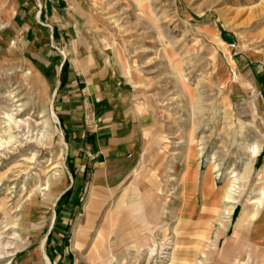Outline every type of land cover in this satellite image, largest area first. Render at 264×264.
<instances>
[{"label": "rangeland", "instance_id": "obj_1", "mask_svg": "<svg viewBox=\"0 0 264 264\" xmlns=\"http://www.w3.org/2000/svg\"><path fill=\"white\" fill-rule=\"evenodd\" d=\"M117 107L145 160L103 185L63 117ZM260 219L264 0H0V264H215Z\"/></svg>", "mask_w": 264, "mask_h": 264}, {"label": "crops", "instance_id": "obj_2", "mask_svg": "<svg viewBox=\"0 0 264 264\" xmlns=\"http://www.w3.org/2000/svg\"><path fill=\"white\" fill-rule=\"evenodd\" d=\"M31 75L32 82L39 85L37 75L33 73V70ZM120 111V108L117 107L113 111L111 110L110 114L106 110L99 113L101 115L99 117L95 114L94 125L89 128L82 126L81 121H75L77 117L73 116L72 113L74 112L72 111L71 114H65L66 117H63L66 129L72 133L73 152L75 156H78L73 157L77 172L93 171L96 182L99 184H111L117 178L128 181L133 175L136 165L140 161L145 160V157L138 156L145 150V122L147 120L142 117L141 122L139 120L135 121L129 113L122 117ZM86 133L88 135L85 136ZM87 136H90L91 144H88V140L86 142ZM82 151L85 152V156L79 157ZM212 172L215 171L212 169ZM206 180L207 177L204 178V185H206ZM228 192H230V189ZM228 192L226 195L230 194L231 196H225V201L229 204H236V202L232 201L234 199L232 197L234 196L233 192ZM215 200L219 203L220 201L222 202L220 198L215 197ZM152 216L151 212L146 215L147 218ZM255 222L251 220L244 229L248 228L249 231L250 226H256L257 228L261 227L263 232L231 235L227 249L216 253L215 264H238V260L241 257L248 259L245 264H264V219ZM239 226H242V223ZM257 230L260 231V229ZM135 238L127 239L128 251L132 255H137L138 249L143 244H146L143 243L144 239L138 240V238ZM256 258L257 261L255 262Z\"/></svg>", "mask_w": 264, "mask_h": 264}, {"label": "bare ground", "instance_id": "obj_3", "mask_svg": "<svg viewBox=\"0 0 264 264\" xmlns=\"http://www.w3.org/2000/svg\"><path fill=\"white\" fill-rule=\"evenodd\" d=\"M58 116L55 114V113H53L52 112V114H51V121H52V123L53 124H55V123H57L58 122V118H57ZM37 123V122H36ZM34 124V123H33ZM42 124V123H41ZM33 127V126H32ZM34 128V127H33ZM40 128V127H39ZM41 129V128H40ZM40 129H38V130H40ZM44 129V128H43ZM35 130V129H34ZM36 131V130H35ZM41 132V131H40ZM254 150L252 151V158H254V157H256L257 155H258V152H259V149L258 148H256L255 146H254ZM202 150H203V148H202ZM251 161H252V159H251ZM236 169V167L234 168V170ZM213 170L215 171V172H219L220 171V168L216 165V166H214L213 167ZM237 171V170H236ZM237 175L235 174V175H233L232 177H236ZM235 184V183H234ZM51 187H52V189H58V188H60V187H62V179H57V178H54L53 180H52V184H51ZM233 188H235V186L233 187L232 186V188L230 189V192H235V190L233 189ZM50 191V190H49ZM91 208V210H92V207H90ZM46 258H47V264H51V262H50V260H49V258L46 256ZM46 260V259H45Z\"/></svg>", "mask_w": 264, "mask_h": 264}]
</instances>
